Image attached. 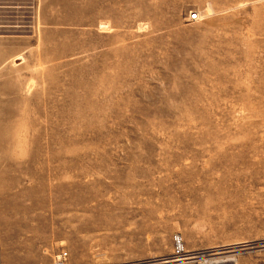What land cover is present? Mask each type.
Segmentation results:
<instances>
[{
    "label": "rangeland",
    "instance_id": "374dc122",
    "mask_svg": "<svg viewBox=\"0 0 264 264\" xmlns=\"http://www.w3.org/2000/svg\"><path fill=\"white\" fill-rule=\"evenodd\" d=\"M54 5L0 54V264H264V0Z\"/></svg>",
    "mask_w": 264,
    "mask_h": 264
},
{
    "label": "crops",
    "instance_id": "0c3cea01",
    "mask_svg": "<svg viewBox=\"0 0 264 264\" xmlns=\"http://www.w3.org/2000/svg\"><path fill=\"white\" fill-rule=\"evenodd\" d=\"M51 1L50 12L45 0H0L1 55L18 59L32 51V41H37L40 32L50 25L49 14L51 25L55 23V0ZM34 191L35 188H30L27 193L32 195Z\"/></svg>",
    "mask_w": 264,
    "mask_h": 264
},
{
    "label": "built area",
    "instance_id": "2783aa9c",
    "mask_svg": "<svg viewBox=\"0 0 264 264\" xmlns=\"http://www.w3.org/2000/svg\"><path fill=\"white\" fill-rule=\"evenodd\" d=\"M199 18H200V12L195 11V10L191 11L189 16H188V19L190 21H195V20H198ZM175 248H176V250H175L176 255L182 254L183 249L181 247V240L179 238H176ZM66 255L67 254L65 253L63 256H58L56 258V264H65L66 258L64 256H66Z\"/></svg>",
    "mask_w": 264,
    "mask_h": 264
}]
</instances>
